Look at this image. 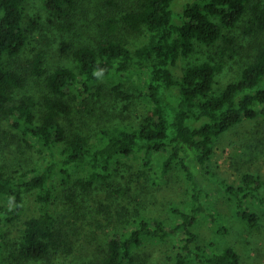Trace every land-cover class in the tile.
<instances>
[{
	"label": "trees",
	"instance_id": "obj_1",
	"mask_svg": "<svg viewBox=\"0 0 264 264\" xmlns=\"http://www.w3.org/2000/svg\"><path fill=\"white\" fill-rule=\"evenodd\" d=\"M173 1L107 0L112 13L104 21L106 37L73 50L76 68L62 65L50 70L42 53L30 60L28 69L11 64L10 60L21 54L29 40L24 22L26 0H0V114L13 119V126L24 136H31L50 151L42 170L31 177L27 172L9 173L0 163V201L6 202L0 205V264L6 263V247L11 246L16 264L50 261L60 249L62 236L53 210L52 181L56 175L67 181L73 170L86 169L89 174L83 184L91 185L95 179L110 177L114 160L139 155L149 165L156 152L164 153V174L174 163L182 165L190 184L192 205L174 208L178 220L173 225L135 214L128 220L133 224L131 229L108 239L102 264H135V249L145 240H166L177 233H183L181 250L168 264H190L193 260L200 264L240 263L241 256L233 246L218 249L213 242L208 250L198 244L193 227L201 216L209 215L219 229L225 228L220 216L207 207L205 197L209 190L200 177H207L216 141L224 132L244 119L264 114V45L243 67L240 76L220 92L215 91V84L223 70L222 62L190 64L177 75L179 60L192 54L196 42L234 43L233 36L225 31L237 27L249 0H193L184 6L177 22ZM77 2L43 0V5L57 16H66ZM253 22L264 30L262 2L255 7ZM36 23L33 19L34 26ZM122 27L130 32L148 30L147 41L132 49L117 36ZM135 74L143 80L150 102L138 126H109L94 140L65 127L64 118L74 113L77 101L71 93L78 91L82 96L102 79L123 80ZM29 75L43 79L48 88L41 104L32 95L16 99ZM263 184L261 175L245 172L241 184L223 182L221 187L234 197L237 215L252 228L258 226L260 216L248 203L256 200L264 206ZM34 192L38 214L25 221L18 239L11 240L6 227L21 216L26 196Z\"/></svg>",
	"mask_w": 264,
	"mask_h": 264
},
{
	"label": "rangeland",
	"instance_id": "obj_2",
	"mask_svg": "<svg viewBox=\"0 0 264 264\" xmlns=\"http://www.w3.org/2000/svg\"><path fill=\"white\" fill-rule=\"evenodd\" d=\"M192 1H173L175 22L181 20L184 6ZM106 2L78 0L69 15L57 16L44 7L43 0H26L24 22L29 29V40L21 54L10 60L11 64L28 69L30 60L42 53L50 70L62 65L76 68L73 50L80 44L95 43L106 37L104 21L112 13ZM260 2L264 4V0H249L237 27L225 31L233 36L234 43L223 40L212 45L196 42L192 54L179 60L176 74L181 75L190 64L212 60L223 63L215 84L216 92L237 79L243 67L264 45V30L258 29L253 22L255 7ZM60 24L66 27L60 28ZM117 36L135 49L147 41L148 30L130 32L122 27ZM120 90L130 96L125 97ZM46 93L48 88L43 79L29 75L26 87L17 91L16 99L32 95L41 104ZM145 93L144 82L138 74L123 80L102 79L87 94L71 93L76 95L77 101L74 113L64 118L65 127L94 140L109 126L128 129L138 126L150 103ZM49 154L46 147L15 128L13 119L0 114V163L7 172H27L30 177L34 176L42 170ZM163 159V152H156L149 165L139 155L118 158L111 164L110 177L95 179L91 185L83 184L89 174L86 169L73 170L67 181L56 175L52 181L53 210L62 236L61 247L51 255L50 261H29L27 264H102L108 239L131 229L133 224L130 225L128 220L135 218L137 213L150 221L175 224L178 216L174 208L192 205L191 189L182 165L176 162L164 174ZM245 172L259 174L264 181V114L244 119L224 132L216 141L207 177H200L209 190L205 197L207 207L220 216L224 230L219 229L209 215L201 216L193 229L198 235V244L208 250L213 242L218 249L233 246L241 256L239 264H264V206L256 200L248 203L249 208L260 216L258 226L252 228L237 215L234 197L221 188L223 182L241 184ZM261 192L264 195V184ZM72 199L77 201L76 204ZM25 201L21 216L6 227L11 240L18 239L25 221L38 214L36 193L28 194ZM4 203L0 201V205ZM182 237L183 233H177L166 240H145L135 249V264H168L181 250ZM3 255L5 264H16L11 246L4 249ZM190 264L200 263L193 260Z\"/></svg>",
	"mask_w": 264,
	"mask_h": 264
}]
</instances>
